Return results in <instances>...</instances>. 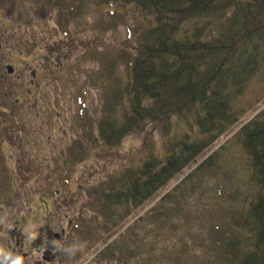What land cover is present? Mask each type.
<instances>
[{
    "label": "trees",
    "instance_id": "trees-1",
    "mask_svg": "<svg viewBox=\"0 0 264 264\" xmlns=\"http://www.w3.org/2000/svg\"><path fill=\"white\" fill-rule=\"evenodd\" d=\"M39 2L45 13L69 11V19L60 23L58 32L70 39L69 20L75 8L67 7L65 0ZM96 2L101 8L116 10L113 16L126 25L135 40L116 47V57H106L99 71L92 73L90 80L101 91L103 101L97 112L100 117L93 122L88 109L78 112L82 134L62 152L63 165L71 171L93 151L103 148V153H112L133 135H143L145 147L153 136L162 139V151H157L162 152L160 155L154 154L151 143L154 147L137 165L89 188L88 201L81 209V213H91L88 220L105 235L101 242L116 236L112 243L104 242L97 261L117 259L119 264H125L133 258L132 248L137 243L138 255L145 254V262L150 263V246L156 245L161 232L170 226L168 218L173 212L166 213L164 208L169 207L171 196L163 197L151 211L124 229L123 223L131 216L138 218L159 191L186 170H193L199 158L243 117L244 112L240 113L235 105L258 69H264V0ZM129 19L134 24H128ZM64 48L60 45L55 51L54 46H48L49 51L57 53ZM95 56L94 51L86 50L85 59ZM259 81H263V87L257 90L256 101L261 103L264 77ZM6 122L0 119V145L10 139L13 144L15 140ZM244 124L231 143L238 149L236 165L242 172L235 182L240 189H233L229 174L225 190L218 189L203 207L199 203L203 208L199 220L204 219L201 230L209 234L201 243L199 264H264V110ZM18 129L19 125L17 137ZM223 153L218 150L205 159L180 182L177 191L182 196L197 193L206 176L219 177L218 162ZM4 168L5 157L0 153V173ZM26 171L19 169L23 183ZM13 199L10 196L0 207V232L5 208L14 209ZM175 206L181 208L182 202L178 200ZM86 222L80 215L75 232H79L78 225ZM15 227L18 229L19 224L15 223ZM172 227L178 229L176 225ZM91 229L84 228L82 235H91ZM136 229L145 231L137 241ZM90 247L95 248L96 243L91 242Z\"/></svg>",
    "mask_w": 264,
    "mask_h": 264
},
{
    "label": "rangeland",
    "instance_id": "rangeland-1",
    "mask_svg": "<svg viewBox=\"0 0 264 264\" xmlns=\"http://www.w3.org/2000/svg\"><path fill=\"white\" fill-rule=\"evenodd\" d=\"M65 2L69 4L67 7L71 8L72 5L75 8L72 11L74 17L69 20L70 39H65L58 32L60 23L69 19L68 10L45 13L39 0H0V119L7 121L6 127L15 137L13 144L10 139L0 145L2 158L5 157L4 172L0 173V207L3 208L2 203L10 196L14 198V209L5 208L0 246L24 256L25 264H119L117 259L112 262L96 260L105 248L104 242L112 243L116 236L101 242L105 235L96 231L91 220H88L91 213H80V210L88 201L89 188L106 181L122 169L137 165L151 147L155 146L154 154L160 155L162 152L157 151H162V139L153 136L145 147V137L133 135L127 137L112 153L108 150L103 153V148L93 151L98 156L92 153L71 171L63 165L62 152L82 134V123L77 117L81 103L88 109L93 122L100 117L97 112L103 101L101 91L90 80L92 73L99 71L106 57H109L108 60L116 57V47L135 40L126 25L113 16L116 10L101 8L96 0H81L75 4L74 0ZM127 22L134 24L132 19ZM60 45L65 47L60 53L48 49V46H54L57 51ZM87 49L94 51L95 58L85 59ZM107 51L115 53L109 55ZM7 65L13 67V74L9 75L5 70ZM263 77L264 69L260 67L235 105L240 113L244 112L243 117L197 162L201 164L210 153L223 151L218 162L221 168L219 177L206 176L197 193L182 196L177 186L196 169L193 166V170H186L159 191L158 196L149 200L143 207L144 213L151 211L149 208L166 195L171 196L169 207L164 208L166 213L167 210L173 212L168 218L170 226L161 232L160 241L150 246L148 256L152 262H145V254L138 255L139 244L136 243L132 248L133 258L126 260L125 264L200 263L201 243L207 241L209 234L207 236L201 230L204 219L199 220L203 210L199 203L203 207V203L215 196L218 189L225 190L229 174L233 189H240V184L236 186L235 181L242 171L239 172L236 165L238 149L232 148V138L244 123L264 110V101H256L259 96L257 90L263 87V81L259 80ZM18 125L20 132L17 137ZM19 169H27L26 183L20 180ZM243 199L244 195H241V201ZM178 200L182 202L181 208H175ZM80 215L87 222L78 225L79 232L76 233L74 229ZM132 220L133 217H129L123 223V229ZM161 220H164V216H161ZM15 223L19 224L18 229ZM30 224L38 225L36 231L39 235L33 242L28 240L25 232ZM172 225L178 226V229L175 231ZM87 227L93 228L92 234L83 236V230ZM135 231V241L138 237L143 238V229ZM52 240L61 246L78 244L81 250L70 258L59 248H54ZM93 241L95 248L90 247ZM146 241L148 243L147 238ZM41 246L51 247V253L42 256L52 257L51 262L42 261L39 255Z\"/></svg>",
    "mask_w": 264,
    "mask_h": 264
},
{
    "label": "clouds",
    "instance_id": "clouds-1",
    "mask_svg": "<svg viewBox=\"0 0 264 264\" xmlns=\"http://www.w3.org/2000/svg\"><path fill=\"white\" fill-rule=\"evenodd\" d=\"M8 227L11 228V225H9ZM37 227L38 225L30 224L28 228L25 229L27 238L30 242L35 241L39 235V233L36 231ZM51 244L54 246V248H59L70 258L74 257L76 253L81 250V246L78 244H72L69 246H61L55 240H52ZM46 250L47 248L45 246H41L39 250V255L42 257ZM33 254L34 255L36 254L35 251ZM0 264H25V258L22 255L14 254L7 248L0 246Z\"/></svg>",
    "mask_w": 264,
    "mask_h": 264
},
{
    "label": "water",
    "instance_id": "water-1",
    "mask_svg": "<svg viewBox=\"0 0 264 264\" xmlns=\"http://www.w3.org/2000/svg\"><path fill=\"white\" fill-rule=\"evenodd\" d=\"M8 70H9V73H12V69L8 68ZM44 259L45 261L50 262L48 258L45 257Z\"/></svg>",
    "mask_w": 264,
    "mask_h": 264
}]
</instances>
